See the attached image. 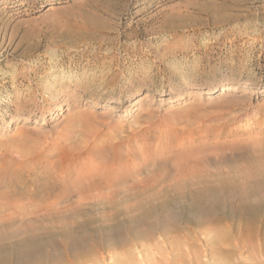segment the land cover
Returning a JSON list of instances; mask_svg holds the SVG:
<instances>
[{
	"label": "rangeland",
	"instance_id": "obj_1",
	"mask_svg": "<svg viewBox=\"0 0 264 264\" xmlns=\"http://www.w3.org/2000/svg\"><path fill=\"white\" fill-rule=\"evenodd\" d=\"M0 187V264H264V0H0Z\"/></svg>",
	"mask_w": 264,
	"mask_h": 264
},
{
	"label": "bare ground",
	"instance_id": "obj_2",
	"mask_svg": "<svg viewBox=\"0 0 264 264\" xmlns=\"http://www.w3.org/2000/svg\"><path fill=\"white\" fill-rule=\"evenodd\" d=\"M53 87V86H52ZM51 96V95H50ZM129 108V107H128ZM4 177V176H3ZM6 177V176H5ZM11 178V177H10ZM13 178V177H12ZM10 179V180H13V179ZM26 178V177H25ZM9 179V178H8ZM6 180V179H5ZM12 187H13V185H12ZM1 188V187H0ZM11 188V187H10ZM13 189V188H12ZM17 189V188H16ZM19 190V189H18ZM3 191V189H1V192ZM8 191V190H7ZM11 193H12V191H10ZM15 192V191H14ZM20 192V191H19ZM5 193H6V191H5ZM9 193V191L7 192V194ZM11 193H9V194H11ZM12 194H14V193H12ZM17 194V193H16ZM16 194H15V196H16ZM1 197H2V195H0ZM6 196V195H5ZM12 196V195H11ZM105 196V195H104ZM7 197V196H6ZM5 197V198H6ZM9 197V196H8ZM17 197V196H16ZM3 198V197H2ZM4 198V199H5ZM10 198V197H9ZM11 199H13V198H11ZM11 199H10V201H11ZM251 200V199H250ZM6 201V200H5ZM0 203H2V201L0 202ZM246 203V202H245ZM3 206H5V204L3 203ZM74 206V205H73ZM2 207V206H1ZM0 207V208H1ZM7 208V207H6ZM241 208V207H240ZM244 208V207H243ZM5 209V208H4ZM241 211V210H240ZM56 214V213H55ZM25 216V215H24ZM22 218V217H21ZM248 220V219H247ZM250 223V222H249ZM229 226V225H228ZM228 229V228H227ZM227 229H226V231H227ZM224 233V232H223ZM225 235V234H224ZM222 236V235H221Z\"/></svg>",
	"mask_w": 264,
	"mask_h": 264
}]
</instances>
